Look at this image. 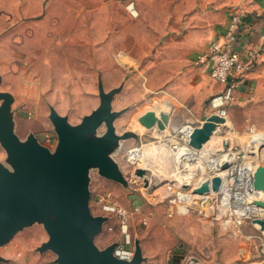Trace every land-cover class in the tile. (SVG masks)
<instances>
[{
    "label": "rangeland",
    "instance_id": "374dc122",
    "mask_svg": "<svg viewBox=\"0 0 264 264\" xmlns=\"http://www.w3.org/2000/svg\"><path fill=\"white\" fill-rule=\"evenodd\" d=\"M66 12L64 9L58 10L59 15L65 17V22L69 20V24L75 23L77 16L67 15ZM37 15L39 13H36V18ZM49 18L52 22V15ZM3 19L0 15V26ZM9 20L10 17L4 19L5 22ZM77 22L79 26L80 18ZM51 26L56 28L57 22L54 21ZM85 28H88L90 35H85L84 44L73 41L74 38L66 37L64 40L62 34L57 38L61 42L49 44V49L40 59L27 60L22 56L23 53L17 51L0 58V90L7 89L13 95V129L18 138L24 141L29 134H33L43 146L53 151L57 137L48 119V105H52L60 115L66 116L69 123L76 124L83 115L90 113L98 105V72L102 74L106 90L123 83L121 91L112 101L113 110L124 109L114 120V127L118 134L133 131L136 137L119 140L110 154L126 180L125 186L104 178L96 168L88 171L90 210L93 215L107 217L102 230L94 238L95 245L104 249L116 243L119 257L129 259L134 251V242L138 240L143 255L140 264H184L188 258L196 259L199 264H220L221 253L224 251L229 259L228 264H259L260 260V264H264V254L257 252L264 251V234L254 231V217L247 215L238 223L237 218L228 214L220 202L223 188H218L216 192L211 191L208 195L194 196L201 199V202L195 201L193 207H187L185 212H182L183 204H174L172 201L180 192L190 196L200 182L218 173L216 167L210 172L207 164L204 165V170L202 160L200 166V163L188 161L182 156V152L191 153L181 132L185 127L191 128L187 124L192 118L181 106L185 100L179 105V98L169 93L172 91L167 89V83L154 86L151 80L149 82L150 77L141 72L142 63L131 59L126 61L123 55L117 61L111 53H106V59L101 58L100 65L94 63L93 57L98 49L94 41L98 35L94 34L95 29L91 23ZM26 30L27 35H21L19 31V36L14 41L23 46V37V42L26 46L29 45L31 53H35L36 46L40 50L38 54L43 53L44 41L36 42L41 36L35 37L30 26ZM7 46L8 49H14L11 35L0 44L1 52ZM82 55L84 59L80 58ZM152 79L157 81L155 76ZM209 103L210 101L206 105ZM147 110H155L156 113L166 111L170 118L177 119L183 127L180 132L175 133L166 127L161 134L154 127L147 129L138 121V117ZM234 113L241 116L240 112H232L233 115ZM220 126L222 129L215 132L206 145L208 152L203 153V158H211L210 153L213 151L235 152L240 163H244L243 166H248L249 169L257 164H264V139H257L253 145V138L251 141L247 137L237 138V133L227 117L224 125ZM104 131L102 124L97 129L96 136L102 135ZM263 133L256 132L251 137L264 138ZM45 134L50 135V141H45ZM247 142L249 144L245 146ZM234 145L240 146L239 151ZM250 146L252 148L248 149ZM134 150L139 151L140 156L132 161L130 154ZM5 159L6 152L0 144V163L10 169ZM137 168H145V173L138 176ZM224 173L219 174L220 184L228 181ZM239 174L241 177V171ZM105 193H110L127 210L128 222L125 228L113 213L103 210L102 204L98 202ZM228 194L227 191L224 192V201ZM208 197L212 201L204 204ZM244 204L245 209L254 207L246 205L245 202ZM13 239L28 240L31 243L32 252L36 255V260L32 261L34 264H57L56 255L50 250L42 253L37 251V247L47 240L41 224L34 223L24 227ZM3 246H0V255L6 258L2 251ZM236 253L240 255L239 258Z\"/></svg>",
    "mask_w": 264,
    "mask_h": 264
},
{
    "label": "crops",
    "instance_id": "0c3cea01",
    "mask_svg": "<svg viewBox=\"0 0 264 264\" xmlns=\"http://www.w3.org/2000/svg\"><path fill=\"white\" fill-rule=\"evenodd\" d=\"M59 9L67 11V15L77 16L76 22H65V17L58 13ZM36 13H39L37 18ZM233 13H239L243 21L239 25L237 47L244 54L247 49L254 50L255 57L251 69L234 92V99L225 106L227 103L217 98L223 86L213 81L207 70L195 65L194 59L211 40L220 36ZM0 15L4 19L10 17L7 22L1 21L0 44L10 35L14 43V49L7 46L4 52L0 47V58L17 51L27 60L40 59L49 44L61 42L57 38L62 34L64 40L69 37L84 44L85 35H90L85 27L91 23L94 34L98 35L94 41L98 45L94 63L100 65L101 58L106 59V53H111L117 61L123 55L126 61L131 59L142 63L140 70L150 77L151 84L167 83V89L172 91L169 93L179 98V105L185 100L181 106L192 118L187 126H198L207 116L221 113L229 118L237 138L247 137L249 141L253 138V145L257 139H264L262 136L251 137L256 132H264V41L260 38L264 33V0H0ZM54 21L57 27L53 29ZM29 26L35 37L41 36L36 42L44 41L41 54H38L37 46L35 53H31L23 37V46L14 41L19 31L21 35H27ZM22 27L25 28L20 30ZM80 58L84 59L83 55ZM153 76L157 78L156 82ZM98 78L105 91L117 87L106 90L102 74L98 72L97 96ZM234 111L240 112L241 116L233 115ZM182 127L177 119L169 116L167 128L170 132H178ZM220 129L221 126L217 131ZM234 147L238 150L240 146ZM205 151L208 148L196 151V154L203 159L202 152ZM202 162L204 167L206 160ZM252 227L257 233L264 234L253 223ZM31 246L28 240L11 239L3 246L7 261L2 264H34L32 261L36 260V255ZM257 252L264 254L262 250ZM224 253H221L220 264L229 263ZM236 255L240 257L238 253Z\"/></svg>",
    "mask_w": 264,
    "mask_h": 264
},
{
    "label": "water",
    "instance_id": "95a60500",
    "mask_svg": "<svg viewBox=\"0 0 264 264\" xmlns=\"http://www.w3.org/2000/svg\"><path fill=\"white\" fill-rule=\"evenodd\" d=\"M122 87L123 83L105 91L98 78V105L76 124L69 123L66 116L48 105V119L57 137L53 151L43 146L33 134L24 141L18 138L13 129V95L0 90V144L6 152L5 161L11 167L8 169L0 163V246L7 244L24 227L38 223L47 234V240L37 247V251L50 250L56 255L57 264H140L143 261L138 240L134 242L129 259L116 255V243L99 249L94 238L107 217L93 215L89 207L90 168H96L106 179L126 185L117 163L110 156L119 140L136 137L133 131L118 134L114 127V120L124 109L113 110L112 101ZM139 122L147 129L156 128L161 134L168 126L169 114L147 110ZM225 122L221 113L207 116L200 125L191 127L187 147L195 152L200 150ZM102 124L105 131L96 136ZM228 167V161L219 166L221 171ZM144 173L145 168L136 169L138 176ZM220 182V175L215 174L200 182L192 193L208 195L216 191ZM251 183L255 191L264 194V164L255 165ZM195 200L201 202L199 198ZM211 201L208 197L204 204ZM253 203L264 209V199H256ZM252 223L264 231L263 218L257 217ZM6 261L0 255V262Z\"/></svg>",
    "mask_w": 264,
    "mask_h": 264
},
{
    "label": "built area",
    "instance_id": "2783aa9c",
    "mask_svg": "<svg viewBox=\"0 0 264 264\" xmlns=\"http://www.w3.org/2000/svg\"><path fill=\"white\" fill-rule=\"evenodd\" d=\"M242 22V16L239 13H233L230 15L226 28L223 30L220 36L211 40L206 45V47L196 55L194 59L195 65L207 70L210 78L223 86L222 92L217 96L219 101L222 103H226L234 99V92L243 81L245 75L251 69L252 61L255 57L254 50L247 49L246 53L244 54L241 50H239V47H237V42L239 40L238 30L239 25H241ZM260 38L264 41V33L260 35ZM44 138L45 141L51 140L49 134H45ZM238 158L239 156H236L235 158H232L230 161H228L229 167L224 173L226 174L225 176L228 181L226 180V183L222 187L223 191L220 189V202L228 211V214L234 218H237V222L239 223L241 219H245L247 215H249L247 214L248 212L242 211V205L244 202L246 205L250 206V202H253L255 198H260L261 195L252 188L251 182L254 168L247 169V171L243 173V177H240L239 172L244 163L241 164ZM225 191H227L229 194L224 201ZM185 196L189 197L193 202L196 201L195 197L197 195L193 194L192 192L190 196L181 192L177 193L176 198H174L172 201L174 204L177 202L183 204V206L186 207L187 204L183 200V197ZM241 201L244 202L241 203ZM98 202L102 204L103 210L111 212L116 216L122 227L125 228L127 226V210L118 202H116L110 193H105ZM143 222H145V220ZM115 253L118 255L116 250ZM184 264L199 263L194 258H188Z\"/></svg>",
    "mask_w": 264,
    "mask_h": 264
},
{
    "label": "bare ground",
    "instance_id": "6f19581e",
    "mask_svg": "<svg viewBox=\"0 0 264 264\" xmlns=\"http://www.w3.org/2000/svg\"><path fill=\"white\" fill-rule=\"evenodd\" d=\"M191 128H183L181 130L182 134H183V139L184 141H187V137H188V134L190 132ZM212 138V136H211ZM210 138V139H211ZM210 139L208 140V142L200 149V150H197V151H203L204 148L206 147V145L210 142ZM214 143V142H212ZM249 143H246L245 146H248ZM225 147V146H223ZM252 146H250L248 149H251ZM189 148V147H188ZM190 149V148H189ZM212 149V148H211ZM191 153H185V152H182V156H184V159H187L188 161H195V162H198L200 163V166H201V160L204 161L206 160V164H207V168H209L210 172L214 170V168L216 167L217 170H218V173L217 174H221V173H224L225 170L221 171L219 166L220 164L223 162V161H230L232 158H235V156L237 155V153H221L220 151H213L210 153L211 155V158H206L204 157L203 159L198 157V155L195 153V150H192L190 149ZM206 152V151H205ZM205 152H202V153H205ZM208 152V151H207ZM130 156L132 157V161L134 160H137L140 156V152L137 151V150H134L133 152H131ZM216 164V166H215ZM202 168H204L202 166ZM247 169H249L248 166H242V168L240 169L241 171V174L243 177V173L245 171H247ZM204 170H206L204 168ZM206 172V171H205ZM177 183V182H176ZM224 186V183L220 184L218 188H222ZM218 188L216 189V191L218 190ZM214 191V192H216ZM263 197H264V194H262ZM261 199V198H260ZM183 200L188 204V207L191 206V208L193 207V205L195 204L189 197L185 196L183 197ZM246 201V200H245ZM244 202V201H241V203ZM251 204L250 205H254V207H250L249 209L246 207L245 209V204L242 205V211H245V212H248L247 214H249L250 216H254V217H263L264 216V211L260 208H257L255 207V204L253 202H250ZM181 208H183L182 212H185L187 210V206H182ZM255 218H252V222ZM254 224V223H253ZM256 225V224H254ZM264 232V231H263Z\"/></svg>",
    "mask_w": 264,
    "mask_h": 264
}]
</instances>
